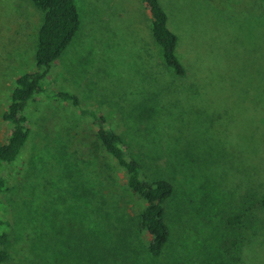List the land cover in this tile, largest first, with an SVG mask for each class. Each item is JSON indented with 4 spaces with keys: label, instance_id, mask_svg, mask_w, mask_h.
I'll list each match as a JSON object with an SVG mask.
<instances>
[{
    "label": "rangeland",
    "instance_id": "374dc122",
    "mask_svg": "<svg viewBox=\"0 0 264 264\" xmlns=\"http://www.w3.org/2000/svg\"><path fill=\"white\" fill-rule=\"evenodd\" d=\"M160 2L184 74L167 64L144 0H77L80 30L28 105L18 159L0 166L5 264H264V1ZM44 16L33 0H0V144L16 80L36 69ZM98 120L145 179L176 186L160 255L140 226L146 202L102 147Z\"/></svg>",
    "mask_w": 264,
    "mask_h": 264
},
{
    "label": "trees",
    "instance_id": "16d2710c",
    "mask_svg": "<svg viewBox=\"0 0 264 264\" xmlns=\"http://www.w3.org/2000/svg\"><path fill=\"white\" fill-rule=\"evenodd\" d=\"M44 10L45 16L38 33L36 69L21 74L16 80L9 106L3 112V118L11 124L7 140L0 144V166L14 163L30 135L31 124L27 113L30 102L45 93L42 81L48 76L53 63L59 59L74 39L81 27V14L77 0H33ZM264 1V0H263ZM144 4L153 19V33L163 47L167 64L176 73L184 74L186 69L176 54L178 35L169 27L168 13L160 0H144ZM58 98L78 103V97L68 92H59ZM99 128L97 136L102 147L116 159L125 171L127 186L146 202L140 214V226L149 235L148 248L154 255H160L168 245L172 227L169 222L168 204L174 196L176 186L165 178L148 180L143 177L141 164L130 156L122 137L112 128L105 126V121H95ZM7 177L0 170V264L10 259L9 232L12 221L8 205L3 194L8 190ZM264 208V197L261 199ZM241 216L232 218L239 223Z\"/></svg>",
    "mask_w": 264,
    "mask_h": 264
}]
</instances>
